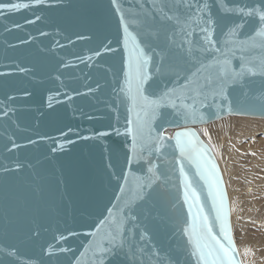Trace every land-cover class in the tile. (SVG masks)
<instances>
[{
	"label": "water",
	"instance_id": "1",
	"mask_svg": "<svg viewBox=\"0 0 264 264\" xmlns=\"http://www.w3.org/2000/svg\"><path fill=\"white\" fill-rule=\"evenodd\" d=\"M0 4L9 5L0 8V264H202L186 231L197 208L185 174L223 237L205 168L243 264L223 170L198 127L264 118V0ZM126 37L149 58L145 95L171 99L141 114L135 151ZM209 76L216 82L202 94L185 88ZM181 132L194 133L182 137L200 150L192 160L176 143Z\"/></svg>",
	"mask_w": 264,
	"mask_h": 264
},
{
	"label": "bare ground",
	"instance_id": "2",
	"mask_svg": "<svg viewBox=\"0 0 264 264\" xmlns=\"http://www.w3.org/2000/svg\"><path fill=\"white\" fill-rule=\"evenodd\" d=\"M198 129L220 161L243 264H264V118L229 115Z\"/></svg>",
	"mask_w": 264,
	"mask_h": 264
},
{
	"label": "snow or ice",
	"instance_id": "3",
	"mask_svg": "<svg viewBox=\"0 0 264 264\" xmlns=\"http://www.w3.org/2000/svg\"><path fill=\"white\" fill-rule=\"evenodd\" d=\"M9 5L0 4V8H8ZM12 8L28 7L27 4H15L11 5ZM259 19L262 25H264V11L259 12ZM125 32L127 33V26L125 27ZM257 36L264 38V26H262L256 33ZM255 43V41H253ZM260 46L264 47V39L260 41ZM125 47H128V73L126 83L128 85V93L133 104V109H139L136 111L137 126L135 134L133 135V150L136 149L137 137L143 138L144 123L141 120V114L148 115L149 112L154 113L165 101L171 102L170 93L165 92L163 95L157 99H150L145 95L144 85L148 78V74L144 71V67L148 62V57L145 56L144 50L136 42L135 38H132V46L129 47L128 38H125ZM243 67V66H242ZM258 70L261 74H264V58L260 60ZM249 73L255 74L257 67L247 68ZM216 82V78L211 76L204 78V83L194 82L191 88H187L190 91L196 92L198 95L202 94L203 89L212 86ZM220 94H224V88L221 86ZM175 107V104H173ZM185 108L190 106L185 105ZM132 123V121H129ZM131 131V129L129 130ZM194 136V133L181 132L177 133L176 143L180 147L181 154L187 156L189 160L193 159V152L195 151L197 155H200V150L194 148L191 139L188 141L182 140V137ZM213 169L215 165L212 166ZM183 171V167L181 168ZM185 199H191L195 203L197 211L193 213V223L189 229H186L189 233V239L193 247V254L198 257V261L202 264H240L238 258L235 256L237 249L235 247L234 241L227 230L226 222L222 217L223 212V196L220 194L219 203L215 199V195L212 192V187L217 181L213 177V173L207 168L201 171V177L205 178L209 184V194L213 195V205L216 210L217 218L222 220L221 231L223 237L218 236L213 231V225L209 221L208 215L203 213V205L199 204L200 199L199 193L196 192L195 188L192 187V182L187 179V174H185ZM191 212V206L189 208ZM198 220V222H197Z\"/></svg>",
	"mask_w": 264,
	"mask_h": 264
},
{
	"label": "rangeland",
	"instance_id": "4",
	"mask_svg": "<svg viewBox=\"0 0 264 264\" xmlns=\"http://www.w3.org/2000/svg\"><path fill=\"white\" fill-rule=\"evenodd\" d=\"M249 117H253V116H249ZM226 118V117H225ZM259 118H261V117H259ZM221 119H223V118H221ZM217 121V120H216ZM216 121H213V122H216ZM210 123H212V122H210ZM169 131V130H168ZM168 133V132H167ZM212 145V144H211ZM214 149V148H213ZM215 151V150H214ZM216 153V152H215ZM220 162V161H219ZM232 213V212H231ZM233 221V220H232Z\"/></svg>",
	"mask_w": 264,
	"mask_h": 264
}]
</instances>
